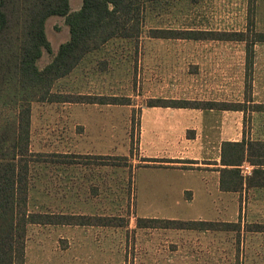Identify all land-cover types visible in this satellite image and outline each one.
Instances as JSON below:
<instances>
[{"label": "rangeland", "instance_id": "rangeland-1", "mask_svg": "<svg viewBox=\"0 0 264 264\" xmlns=\"http://www.w3.org/2000/svg\"><path fill=\"white\" fill-rule=\"evenodd\" d=\"M69 3L72 10H77L82 0H69ZM145 5L143 28L137 38L107 41L95 53L84 57L52 90L118 96L122 104L108 107L107 104L33 102L31 105L29 147L33 152H42L45 157H40L41 160L47 161H37L31 166L28 209L123 217L126 223L124 226L30 225L24 264H175L170 259L146 260L143 242L150 230L137 227V218L224 219L229 217L237 200L238 213L232 218L235 221L227 226L220 223L214 226L228 228L233 241L231 259L220 264H264V231L255 230L257 224H264V190L249 193L242 191L248 188L245 186L240 195H223L216 190L213 179L209 177L201 184L197 174L190 171L148 165L131 169L133 162L137 165L141 157L172 152L170 148L183 143L168 130L167 123L173 121L172 117L163 115L159 125H153L158 118L148 104L162 100L215 101L228 107L240 105L249 111L254 106L246 103L251 100L252 80L246 68L249 53L245 41L157 38L150 36V29L243 31L250 40L249 10L253 5L254 29L264 32V0H156ZM45 33L52 52L43 49L36 62L39 68L69 39L64 17L49 16ZM11 88L0 94V123L11 121L16 111ZM54 108L67 110L58 126L48 116V111ZM231 113V138H241V123L244 137L250 139L251 117L244 115L240 119L235 110ZM197 115L189 112L176 120L192 126L200 121ZM85 127L88 138L85 144L100 155L77 154L82 150L70 146L57 150L58 153L49 149L54 139L74 144L76 135L85 134ZM63 151L70 153H65L68 157H62V161L52 155ZM247 165L249 162L244 161L239 167L244 181L250 176L243 175ZM85 176L97 180L94 183L98 184L101 196H86L89 183L82 179ZM111 178L112 181L108 180ZM109 184L112 189L108 188ZM183 187L189 189L183 191Z\"/></svg>", "mask_w": 264, "mask_h": 264}, {"label": "trees", "instance_id": "trees-1", "mask_svg": "<svg viewBox=\"0 0 264 264\" xmlns=\"http://www.w3.org/2000/svg\"><path fill=\"white\" fill-rule=\"evenodd\" d=\"M156 0H82L72 10L69 0H0V94L7 88L15 96L16 111L11 121L0 123V264H24L27 229L33 224H72L124 226L123 217L102 215H66L33 212L28 209L30 169L33 163L46 162L42 152L30 150L31 105L33 102L87 104H122L118 96L53 92L55 82L70 74L90 52L113 38H137L143 28L145 4ZM64 17L69 39L61 43L43 67L36 64L43 49L52 52L45 33L49 16ZM254 9L249 10L248 40L243 31L177 30L152 28L157 38L235 40L246 42L247 69L252 64V48L264 42V32L254 29ZM6 104V102L4 103ZM149 106L182 108L241 109L215 101L162 100ZM264 110V104H254ZM49 154V153H48ZM51 155V154H50ZM61 161L68 154H52ZM63 157V158H62ZM59 161V160H57ZM220 188L241 191L245 186L264 187V141L246 139L225 141L221 145ZM254 165L252 176L242 178L239 166ZM257 179V180H255ZM120 222H112V220ZM213 221L137 218L140 227L216 229ZM256 231H264L257 224Z\"/></svg>", "mask_w": 264, "mask_h": 264}, {"label": "crops", "instance_id": "crops-1", "mask_svg": "<svg viewBox=\"0 0 264 264\" xmlns=\"http://www.w3.org/2000/svg\"><path fill=\"white\" fill-rule=\"evenodd\" d=\"M96 51L97 50L90 52L87 55L95 53ZM249 70L251 73L250 79L252 80L249 84V88H251V100H247L246 103L248 104V102H250L253 105L264 104V42H256L253 45L252 64ZM67 76L59 78L55 82L54 87L58 83H62ZM51 104L62 105L67 103L52 102ZM107 105L108 107L117 106L113 104ZM151 108L156 111L154 112L155 118H158L154 120L153 125L158 126L159 118L163 117V115H165V117H172L173 121L167 123L169 126L168 130L174 136V139L180 140V142L182 141L183 143L176 148H170L173 150L172 152L155 153L149 158L141 157L142 159L137 165H135V161L133 162L131 169L133 167L134 170H137V166L148 165L153 168L162 166V168L176 169L180 172L186 170L197 174L198 180L201 184L208 181L209 177L213 179L217 188L216 190L220 194L224 195L228 193L232 196L238 193V195H240L239 191L223 190L220 188L221 170L225 167L220 161L221 145L225 141H239L243 137V125L241 126L240 123L241 138L234 140L231 138L233 128L232 110L164 106H151ZM65 109L66 108H54L48 111V116L53 118V124L56 126H58L60 121L66 117L64 114L67 113V110ZM189 112L197 113L200 121L191 126V123H184L183 120L180 119L176 120V118L179 117L183 118V116L187 115ZM235 112L239 113L240 119L243 118L244 115L251 117L250 140L264 141V110L251 109V111H249L248 108H241L235 110ZM188 129H191L193 132L186 134L185 131ZM86 131L87 127H85V134L80 133L78 136H75L72 141L74 144H65L66 140H51L48 145L49 149H55V153H58L57 150L59 149L77 147V149L82 150L77 154L90 156L100 155V153H94L90 149V146L85 144L88 140V138H86ZM59 153L65 154L70 152L63 151ZM250 165L252 170H250V176L248 175L249 178L252 176V171L255 167L252 164ZM262 168H264V166H262ZM82 179L89 183L86 185V189L89 191L86 196H101L98 184L94 183V181H97L94 180V177L93 179H90L85 176ZM108 180L112 181V178ZM108 188L112 189V184H109ZM188 189V187L182 188L183 191H187ZM246 190H248L249 193L255 194L256 191L264 190V187L250 186L242 191ZM90 191L94 192L90 193ZM203 193H205V189H203ZM238 204L239 201L237 200L236 205L228 218L225 217L224 219L216 220L197 219L196 221H213L227 226L229 223L235 221L232 218L233 215H237L238 213ZM143 228H145V231L150 230V235L148 237L145 236L143 242V251L146 255V260L149 261H164L170 259L171 261H174L175 264H220L225 260L231 259L233 254V241L230 230L225 227H219L218 229H187L144 226ZM226 233L228 234L226 235ZM168 234H170V236H167Z\"/></svg>", "mask_w": 264, "mask_h": 264}, {"label": "built area", "instance_id": "built-area-1", "mask_svg": "<svg viewBox=\"0 0 264 264\" xmlns=\"http://www.w3.org/2000/svg\"><path fill=\"white\" fill-rule=\"evenodd\" d=\"M245 168H246V171L243 173V175L245 174H249L250 173V170H251V166L250 165H247V166H245Z\"/></svg>", "mask_w": 264, "mask_h": 264}]
</instances>
